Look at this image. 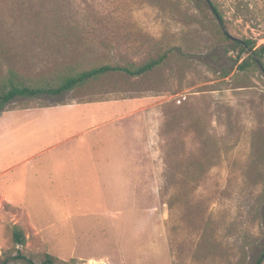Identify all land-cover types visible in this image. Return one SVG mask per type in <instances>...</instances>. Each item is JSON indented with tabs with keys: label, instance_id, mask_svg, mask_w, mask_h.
I'll list each match as a JSON object with an SVG mask.
<instances>
[{
	"label": "rangeland",
	"instance_id": "374dc122",
	"mask_svg": "<svg viewBox=\"0 0 264 264\" xmlns=\"http://www.w3.org/2000/svg\"><path fill=\"white\" fill-rule=\"evenodd\" d=\"M209 3L233 38L264 44V0H0V75L164 55L144 76L18 97L0 111V262H256L264 248V73L238 68ZM46 107L87 120L53 138L5 122ZM8 124L33 134L27 161L11 157L21 138L12 143ZM10 224L23 230V245Z\"/></svg>",
	"mask_w": 264,
	"mask_h": 264
},
{
	"label": "trees",
	"instance_id": "16d2710c",
	"mask_svg": "<svg viewBox=\"0 0 264 264\" xmlns=\"http://www.w3.org/2000/svg\"><path fill=\"white\" fill-rule=\"evenodd\" d=\"M213 7L216 9L214 5ZM216 12L218 13L217 9ZM231 43L237 49L236 60L241 59L238 65L239 69L245 70L250 65L255 64L264 73V44L256 46L255 41L249 38H235L232 39ZM243 53H246L247 56L243 57ZM163 60V54L150 56L142 63L133 61L97 63L94 61L92 64L91 61L77 60L58 63L47 72L36 76H31L17 68L10 67L6 74L0 75V111L18 97L56 96L86 87L101 78L116 74H125L130 77L144 76L157 68ZM86 63L92 65L87 66ZM8 228L12 241L16 245H23L26 240L23 230L16 224H10ZM263 259L264 248L254 264H261ZM44 263L54 264L49 255L46 256ZM0 264H5V261H1Z\"/></svg>",
	"mask_w": 264,
	"mask_h": 264
},
{
	"label": "crops",
	"instance_id": "0c3cea01",
	"mask_svg": "<svg viewBox=\"0 0 264 264\" xmlns=\"http://www.w3.org/2000/svg\"><path fill=\"white\" fill-rule=\"evenodd\" d=\"M67 112L64 109H59V107H46L42 109H36V110H24L20 111L19 114H11L7 115L6 121H13L15 123H24V125H31L30 129L40 130L41 135L44 137L49 136V138H53L57 132H59L62 129V125L67 131H70L71 129H74L75 125V131L76 129L84 124V122L87 120L86 117H75V116H69V114H66L64 116L58 114V118L55 116L56 112ZM33 112V113H32ZM17 118V119H16ZM1 131V130H0ZM7 133L6 136L12 134V143H14L15 139L21 138V141L16 146H13L10 148V155L13 157V155H19L21 153L25 154V160L27 161L33 153L30 155L26 150L32 151L33 150V134H30V136H25L23 134L17 133L15 130L12 129V126L8 124L6 126ZM26 148V149H25ZM81 166V165H80ZM100 166V165H99ZM7 169V168H6ZM5 169V171H6ZM4 173V172H0ZM82 175V173H80ZM124 177V176H123Z\"/></svg>",
	"mask_w": 264,
	"mask_h": 264
},
{
	"label": "water",
	"instance_id": "95a60500",
	"mask_svg": "<svg viewBox=\"0 0 264 264\" xmlns=\"http://www.w3.org/2000/svg\"><path fill=\"white\" fill-rule=\"evenodd\" d=\"M209 7H210V9L214 12V14H215V16H216V19H217V22H218V24L220 25L222 32H223L227 37H229V38H231V39H235V38H233V37L229 34V32L227 31L226 26L224 25V23H223L221 17H220L219 14L216 12V9L213 7V5H212L211 3H209ZM260 67H262V66H260Z\"/></svg>",
	"mask_w": 264,
	"mask_h": 264
}]
</instances>
